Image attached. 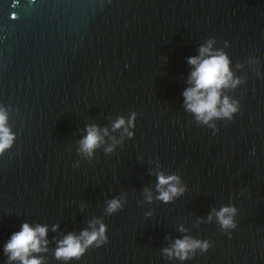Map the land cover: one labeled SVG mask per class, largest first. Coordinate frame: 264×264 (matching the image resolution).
I'll return each instance as SVG.
<instances>
[{"label":"water","instance_id":"95a60500","mask_svg":"<svg viewBox=\"0 0 264 264\" xmlns=\"http://www.w3.org/2000/svg\"><path fill=\"white\" fill-rule=\"evenodd\" d=\"M210 39L242 81L218 132L183 97ZM0 108L16 136L0 155V264L25 222L49 227L45 258L61 264L55 240L97 219L108 243L71 264H264V0H0ZM132 112L133 138L112 131ZM88 125L110 132L92 158L78 151ZM159 172L186 189L172 203L156 199ZM223 206L238 210L228 232L208 222ZM185 235L212 247L165 258Z\"/></svg>","mask_w":264,"mask_h":264},{"label":"clouds","instance_id":"9594fccd","mask_svg":"<svg viewBox=\"0 0 264 264\" xmlns=\"http://www.w3.org/2000/svg\"><path fill=\"white\" fill-rule=\"evenodd\" d=\"M214 40H208L206 45L199 48V56L188 58V64L192 66L187 87L183 92L184 108L186 112L194 116L195 121L203 126L218 132L215 121H232L240 112L241 105L238 100L226 95V91L236 89L241 79L236 77L231 69L232 61L223 50H216ZM137 113L132 112L128 119L118 117L112 124V131H121L129 138L135 133L130 129L136 127ZM87 135L79 141V153L87 158H92L97 149L105 144V137L110 135L108 128L101 129L96 125H88ZM114 139V138H113ZM16 140L15 134L9 127V115L7 110L0 108V155L13 147ZM113 147L105 148L110 154ZM156 199L165 204L172 203L175 198L184 194L186 189L181 187V179L177 175L157 173ZM144 195L149 203L153 201L150 189L144 190ZM122 199L117 197L107 202L106 211L109 215L122 210ZM238 210L235 206H223L219 210L213 209L208 216L211 223L213 216L225 231L237 227L235 217ZM181 232L186 229L181 227ZM49 227L42 224L32 226L23 223L21 229L14 234L4 245V254L7 264H48L45 258L50 250L48 239ZM51 231L58 232L59 225H54ZM107 226L102 220H94L89 223V229L83 230L79 235L69 233L62 239H56L54 257L61 264H71L72 261L81 260L89 249L102 247L108 243ZM212 247L211 242L195 239L185 235L183 239H176L168 248L162 249V254L169 260L186 262L193 259L197 252L207 253Z\"/></svg>","mask_w":264,"mask_h":264}]
</instances>
